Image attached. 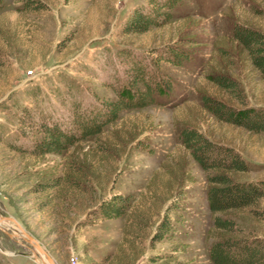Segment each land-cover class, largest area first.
<instances>
[{
  "label": "rangeland",
  "instance_id": "1",
  "mask_svg": "<svg viewBox=\"0 0 264 264\" xmlns=\"http://www.w3.org/2000/svg\"><path fill=\"white\" fill-rule=\"evenodd\" d=\"M0 4V218L20 224H0V264H50L23 228L57 264H215L210 250L223 230L216 216L233 221V236L264 239V193L213 212L210 176L223 168L205 169L182 140L193 127L233 149L249 165L230 173L234 180L264 190V129L220 117L204 101L264 110V73L235 35L239 26L264 32V0H180L171 18L138 32H126L125 20L138 7L147 12L149 0ZM176 48L178 61L169 51ZM141 63L168 81L152 103L122 109L60 153L40 152L45 124L77 136L74 112H106ZM215 75L235 84L224 87ZM114 192L132 194V205L98 217L99 202ZM166 215L170 229L155 238Z\"/></svg>",
  "mask_w": 264,
  "mask_h": 264
},
{
  "label": "trees",
  "instance_id": "2",
  "mask_svg": "<svg viewBox=\"0 0 264 264\" xmlns=\"http://www.w3.org/2000/svg\"><path fill=\"white\" fill-rule=\"evenodd\" d=\"M179 2L180 0H149L147 12L143 10V7L136 8L126 18L123 29L126 32L145 31L150 25L157 24L159 19L171 18V9ZM235 35L249 50L253 63L264 73V32L254 27L239 26ZM176 49L177 51L169 50L174 56L173 60L183 55L178 48ZM176 61L178 60L176 59ZM148 70L150 69L145 63L131 66L127 71V76L128 84L133 91L129 92V86L122 90L118 89V98H108L105 102L106 112L91 116L85 115L78 108L74 112L80 130L77 136L70 130L62 129L59 124L54 126L45 124L43 137L37 142L42 148L40 152L60 153L74 145L79 139L100 133L105 125L118 118L122 109L143 107L152 103L156 99L155 92H163L168 81L159 82L155 77V72L150 70V73ZM214 78L224 87L235 84L226 75H215ZM204 101L208 108L220 117L242 123L256 130L264 129L263 109L255 107L236 109L210 96H205ZM182 140L205 169L223 168L222 172L210 176V180L216 183L208 191L209 205L213 212H225L230 208L248 206L258 202L264 193L259 182L236 181L230 174L238 170L249 169L248 163L233 149L208 139L193 127L183 129ZM131 197L132 194L122 192H114L106 196L96 207L98 217L107 219L123 215L132 205ZM215 227L223 229L219 234L220 239L212 244L210 250L211 258L215 264H264V239L262 237L233 236L230 234V231L234 230L233 221L220 216L215 217ZM169 229L170 219L166 215L158 225L155 238H163ZM151 259L157 261L159 256H152ZM161 264L186 263L165 261Z\"/></svg>",
  "mask_w": 264,
  "mask_h": 264
},
{
  "label": "water",
  "instance_id": "3",
  "mask_svg": "<svg viewBox=\"0 0 264 264\" xmlns=\"http://www.w3.org/2000/svg\"><path fill=\"white\" fill-rule=\"evenodd\" d=\"M9 218L16 220L14 217H9ZM23 230H24L25 235L28 236V239L38 248V250H40L41 252H45L48 255V258L51 261V264H57L54 258L48 252H46V250L39 243L37 244L34 243V241H37L36 238L32 236L30 233H28L24 228Z\"/></svg>",
  "mask_w": 264,
  "mask_h": 264
},
{
  "label": "bare ground",
  "instance_id": "4",
  "mask_svg": "<svg viewBox=\"0 0 264 264\" xmlns=\"http://www.w3.org/2000/svg\"><path fill=\"white\" fill-rule=\"evenodd\" d=\"M10 219H12V218H10ZM10 219H9V217H7V216H5V218L4 217H1L0 218V224H9V225H12V224H10ZM13 221H16L17 223H18V221L17 220H14V219H12ZM19 224V223H18ZM20 225V224H19ZM22 227V226H21ZM21 230V229H20ZM18 233L19 234H21V235H23V234H25L24 233V230L22 231H18ZM34 243L35 244H37L38 242L37 241H34ZM41 252V251H40ZM43 255H45L46 257H47V259H48V261H49V263L51 264V261L49 260V258H48V255L45 253V252H41ZM44 262H45V264H48V262H47V260L44 258Z\"/></svg>",
  "mask_w": 264,
  "mask_h": 264
},
{
  "label": "built area",
  "instance_id": "5",
  "mask_svg": "<svg viewBox=\"0 0 264 264\" xmlns=\"http://www.w3.org/2000/svg\"><path fill=\"white\" fill-rule=\"evenodd\" d=\"M72 260H73L74 262H77L76 256H72Z\"/></svg>",
  "mask_w": 264,
  "mask_h": 264
}]
</instances>
